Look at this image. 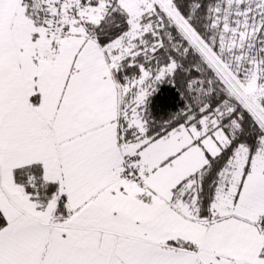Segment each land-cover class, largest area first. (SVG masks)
Listing matches in <instances>:
<instances>
[{"label":"snow or ice","instance_id":"obj_1","mask_svg":"<svg viewBox=\"0 0 264 264\" xmlns=\"http://www.w3.org/2000/svg\"><path fill=\"white\" fill-rule=\"evenodd\" d=\"M0 264H264V0H0Z\"/></svg>","mask_w":264,"mask_h":264}]
</instances>
